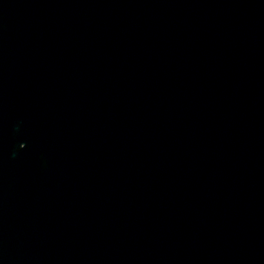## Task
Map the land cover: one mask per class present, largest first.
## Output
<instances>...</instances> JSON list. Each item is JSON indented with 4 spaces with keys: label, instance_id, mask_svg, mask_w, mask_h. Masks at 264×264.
I'll list each match as a JSON object with an SVG mask.
<instances>
[{
    "label": "water",
    "instance_id": "water-1",
    "mask_svg": "<svg viewBox=\"0 0 264 264\" xmlns=\"http://www.w3.org/2000/svg\"><path fill=\"white\" fill-rule=\"evenodd\" d=\"M0 264H264V0H0Z\"/></svg>",
    "mask_w": 264,
    "mask_h": 264
}]
</instances>
